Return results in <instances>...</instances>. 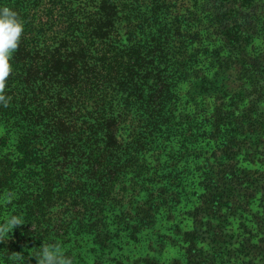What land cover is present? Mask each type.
Wrapping results in <instances>:
<instances>
[{"label": "trees", "instance_id": "16d2710c", "mask_svg": "<svg viewBox=\"0 0 264 264\" xmlns=\"http://www.w3.org/2000/svg\"><path fill=\"white\" fill-rule=\"evenodd\" d=\"M3 7L24 32L11 101L0 106V223L24 224L0 243V264H36L42 244L75 249L87 264L84 233L98 240L90 264H100L118 223L135 239L178 204L164 179L188 158L199 162L202 192L190 229L174 227L186 264H264V0ZM244 214L253 229L240 222L242 242L231 247L223 231Z\"/></svg>", "mask_w": 264, "mask_h": 264}, {"label": "rangeland", "instance_id": "374dc122", "mask_svg": "<svg viewBox=\"0 0 264 264\" xmlns=\"http://www.w3.org/2000/svg\"><path fill=\"white\" fill-rule=\"evenodd\" d=\"M165 23H167L166 20L164 21ZM152 29L154 31V28ZM178 91L180 92L179 87ZM181 91H184L183 87H181ZM177 96L180 99L179 102L186 103L183 94L180 93ZM187 111L188 113H192L191 108L189 110L186 109ZM200 146L202 144H198V149ZM208 147H211V145ZM199 176L198 161L188 158L187 160L178 162L177 169L164 179H168L169 181L171 179V182L167 185H169L170 190L178 193V204L169 211L159 210L153 216V223L149 224L146 228L141 227V229L137 230L134 235L135 239H131V232L129 234L125 222L118 223L115 226L119 234L118 239L113 243V246L112 243L106 242V248L101 252L102 255L98 259L100 264H116V262H120L121 264H139L140 262L142 264L141 261L143 259L148 260L149 264H186L183 250L185 245L182 241L181 233H178L174 227L179 224L178 228L181 231L188 230L191 227L189 213L198 205V195L202 192ZM232 192L234 193L233 189ZM251 208L253 212L259 211L260 201L256 199L252 203ZM97 209H99V205H97ZM240 222H243L248 228L253 229L249 214H244L241 220L229 218L228 225L225 227L223 233L227 235L228 240H231V247H237L242 242L243 236H240L242 231L238 228ZM144 224L141 223L142 226ZM93 239V235L84 233L86 244L81 250L84 249V261L86 259L87 264L93 261L91 247H99L94 241L98 240ZM56 245L61 247L60 244ZM71 250L68 256L73 259V264H77L79 259L75 255V249ZM245 261L246 258L242 257L238 260L237 264H244Z\"/></svg>", "mask_w": 264, "mask_h": 264}, {"label": "clouds", "instance_id": "9594fccd", "mask_svg": "<svg viewBox=\"0 0 264 264\" xmlns=\"http://www.w3.org/2000/svg\"><path fill=\"white\" fill-rule=\"evenodd\" d=\"M23 32L24 26L17 13L8 7L0 8V106L4 108L11 101V97L5 94L8 78L13 71L10 61L19 48ZM23 224V219L19 216L6 218L0 223V243H4L15 227ZM39 249L35 256L36 264H73V259L59 245L42 244ZM11 257L15 261L23 259L20 253H12Z\"/></svg>", "mask_w": 264, "mask_h": 264}]
</instances>
